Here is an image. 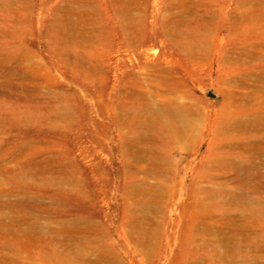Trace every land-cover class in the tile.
Here are the masks:
<instances>
[{
    "label": "rangeland",
    "instance_id": "374dc122",
    "mask_svg": "<svg viewBox=\"0 0 264 264\" xmlns=\"http://www.w3.org/2000/svg\"><path fill=\"white\" fill-rule=\"evenodd\" d=\"M0 264H264V0H0Z\"/></svg>",
    "mask_w": 264,
    "mask_h": 264
},
{
    "label": "bare ground",
    "instance_id": "6f19581e",
    "mask_svg": "<svg viewBox=\"0 0 264 264\" xmlns=\"http://www.w3.org/2000/svg\"><path fill=\"white\" fill-rule=\"evenodd\" d=\"M159 109V118L157 123H155V126L161 130L159 137H157L158 140L162 141L164 138L167 139L171 137V135L178 137L179 132L181 131L177 126V122L180 123L181 121H184L183 123H185L190 113V107L187 104L182 103L180 105L170 104L161 106ZM183 123H181V125Z\"/></svg>",
    "mask_w": 264,
    "mask_h": 264
}]
</instances>
